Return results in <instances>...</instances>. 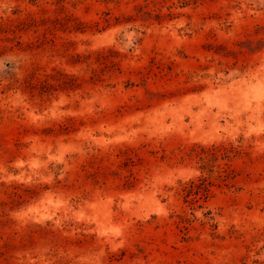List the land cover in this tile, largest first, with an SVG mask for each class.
I'll return each mask as SVG.
<instances>
[{"label": "rangeland", "instance_id": "374dc122", "mask_svg": "<svg viewBox=\"0 0 264 264\" xmlns=\"http://www.w3.org/2000/svg\"><path fill=\"white\" fill-rule=\"evenodd\" d=\"M0 264H264V0H0Z\"/></svg>", "mask_w": 264, "mask_h": 264}]
</instances>
